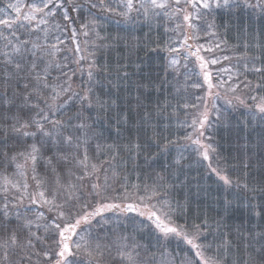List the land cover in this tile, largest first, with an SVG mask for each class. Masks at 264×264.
<instances>
[{
	"label": "snow or ice",
	"instance_id": "1",
	"mask_svg": "<svg viewBox=\"0 0 264 264\" xmlns=\"http://www.w3.org/2000/svg\"><path fill=\"white\" fill-rule=\"evenodd\" d=\"M247 10L264 18V0H0V264H264V227L258 225V231L249 230L245 236L229 223L239 198H217L218 218L210 223L207 210L202 214L197 209L189 219V197L186 194L181 203L173 195L188 185L187 176L180 180L178 174L192 154L196 166L215 177L225 193L237 189L253 194V199L257 192L264 194V178L253 175L264 169V158L252 162L256 152L264 151V136L257 144H239L244 158L232 164L226 158L221 163L217 146L203 131L211 127L210 116L221 119V99L229 106L235 101L249 107L251 120L259 114L264 126V95L252 94L246 76L259 74L262 82L254 87L264 90V40L240 22ZM221 11L230 19L217 25L209 17ZM112 17L120 18L117 24L143 22L149 32L143 38L133 35L131 41L102 34ZM157 20L174 23L175 27L166 23L164 31L175 38L153 39L149 33L160 27L153 23ZM221 27H235L248 40L237 58V71L220 69L229 73L228 78L217 77L214 83L209 65L220 59L201 56L202 49L213 48L189 40H199L201 30L216 36ZM121 43L126 57L114 65L98 63V51H111ZM141 51L163 61L154 77L144 73ZM241 84L249 89L248 95L238 92L243 91ZM151 92L158 94L155 104L148 97ZM133 95L134 105L127 99ZM180 109L191 119L178 121V126L192 131L176 139L158 132L157 126L167 128L164 119L170 121ZM133 111L136 121L130 116ZM102 120L118 137L129 125L137 132L151 129V139L164 153L177 145L170 166L175 182L157 175L153 184L143 185L142 194L132 197L128 188L139 191L141 185H129L125 174L124 195L114 196L120 177L116 162L127 153L135 164L145 145L131 136L126 142L101 143ZM179 139L187 143L181 145ZM195 187L197 195L204 190L199 182ZM244 206L264 220V203L249 199ZM107 212L146 217L150 225L139 222V227L158 233L164 249L159 258L146 246L141 251L135 236L116 234L109 240L95 232L112 219ZM172 241L179 249L175 255L168 251Z\"/></svg>",
	"mask_w": 264,
	"mask_h": 264
},
{
	"label": "trees",
	"instance_id": "2",
	"mask_svg": "<svg viewBox=\"0 0 264 264\" xmlns=\"http://www.w3.org/2000/svg\"><path fill=\"white\" fill-rule=\"evenodd\" d=\"M251 14H253L251 10H247L241 13L240 22L248 26L249 32L255 35H259L261 39L264 40V18H261L259 16L253 18ZM209 19H214L217 25H221L230 18L226 13L221 11L218 12L214 17H209ZM231 19L233 21V24L237 22L235 17H231ZM249 20L251 21L250 24ZM153 23L160 25L159 28L153 27L152 31L149 33L153 37V39L159 38L162 40H166L169 36H175V34L172 32H168V34L165 33L164 20L153 21ZM219 30L223 31L226 34V43L232 48L234 55H237L239 57L243 51L245 42L240 41L238 37L241 40L245 41L247 36L243 33H238L235 27L231 28V30L229 31H225L222 27L219 28ZM147 32H149V28L145 23L135 25L130 24L127 26L121 23L117 24L111 19L105 24V29L102 34L108 35L109 37L119 36L131 41V37L133 35L143 38L144 34ZM170 33L172 35H169ZM229 41L231 42L230 44ZM127 55L128 54L124 47V44L121 43L118 48H115L111 51H98L96 54V58L98 63L103 64L105 61H107L114 65L118 59L126 57ZM139 55L142 59L145 60L144 73H150L154 77L155 73L160 70L159 66L163 63V61L158 59L155 53L145 54L141 51ZM161 55H163V53H161ZM200 55L202 56L201 53ZM129 58L133 61L137 59L135 55H132ZM192 59L193 61L195 60L194 57ZM130 71L135 72L134 69H130ZM240 71H243V69L241 68ZM144 73H141V75H143ZM247 79H250L253 84L262 82L259 74L257 73H248ZM241 89H243L242 86ZM257 94L264 95V90L257 89ZM121 95L124 96L125 94L121 93ZM148 97L151 102L155 104L158 94L156 92H151L148 94ZM127 99L133 105L136 103L134 95L128 96ZM247 103L253 105V102L250 100L247 101ZM121 105L125 110H127V104L121 101ZM248 108L249 107H245L244 105H242V109L237 112H232L228 109L220 112L222 115V121L214 125V129L209 135L211 137L209 142L217 146L218 153L221 156V163L225 162V158L232 164L238 163V159L236 158H244V153L242 150L238 149V145L245 142H248L250 144H257L260 141V138L264 136V126H262V122H260L259 120V114L257 115V120L252 121L250 113H248ZM130 116L133 121H136L138 119L135 111L131 112ZM181 117L182 109L179 110L178 115L171 116L170 121L169 119H164L163 123L167 124L168 127L164 128L163 125H158L157 131L162 132L164 135H171L174 139L183 137L181 131L174 129L172 125L175 124L177 118L181 120ZM153 123H156L155 118L153 120ZM98 128L104 132V139L101 140V143H112L113 141L126 142L127 138L131 136L132 139H137V137H139V142L142 145H145L142 154L136 158L135 164L128 161L127 153L122 154V158L116 162L117 171L120 172V177L117 183L114 185V187L116 188V191L113 193L114 196L124 195L125 190L121 187V182L125 174L128 175L129 185L136 183L141 185V190L139 191L134 190L131 187L128 188V193L132 197L142 194L143 185L145 183L149 185L153 184V182L157 178V175L164 176L172 182H175L176 177L171 175L172 168L170 166L172 165L173 159L175 158L174 155L177 145H170V154H168L160 150L157 147L156 142L151 139V129H148L146 133L143 131L137 132V129L135 127L129 125L127 129L122 130L121 135L118 137L116 135L115 128L108 127L106 122L103 120L98 124ZM186 143L187 142L183 139H179V144L183 145ZM146 157L148 158L147 162L145 160ZM262 158H264V151H258L253 156L252 162L256 164L261 161ZM178 175L180 180H184L185 176H187L188 185L182 190L179 188L175 189L173 191V195L176 199H179L181 203H183V198L187 194L190 199V211L188 213L189 219H191L195 215L197 209H199L202 214L207 210L209 221L210 223L213 222L218 218L215 210L217 198H223L225 195H227L230 199L239 198L240 200L239 206L234 205V211L229 217V223L233 226L234 229L236 227H239L241 231L244 232V235L247 236L249 230L253 233L258 231V225L264 227V220H261L259 217L252 214L248 210V208L244 206L245 204H247L249 199H252V202L256 204L264 203V194L257 192L254 194L253 199V194L245 193L237 189H232L229 192L225 193L222 187H217V184L219 182L216 181L215 177L208 176L206 174V169L201 167L194 168L193 170L185 174L179 173ZM253 175H255L257 179L264 178V169L254 170ZM137 177H139V179H137ZM197 182H199L201 188L204 189L199 193V195H197V190L195 187ZM116 202L120 201L117 200ZM154 202L155 201H153V203ZM116 214H123L124 217L129 215V213L124 214L107 212L105 213V216L112 217ZM131 214L138 216L135 212H132ZM97 219L100 218L98 217ZM182 220L183 217H180V221ZM148 223L150 224V221H148ZM126 225L127 228H129L130 225H128L127 223ZM94 231L99 232L102 237L107 236L110 240L116 235V224L113 221L110 222L107 226L104 224L102 227L94 229ZM232 236L234 239L236 238L235 231H233ZM209 238L211 239V237ZM147 247L151 250V252H156L153 250V248L151 249V244ZM179 247L183 248L186 246L181 244ZM161 248L162 247L157 248L158 253L161 252ZM169 249L170 244L168 245V251L170 252ZM178 250L179 249L176 242L175 246L172 248V252L174 253V255Z\"/></svg>",
	"mask_w": 264,
	"mask_h": 264
},
{
	"label": "rangeland",
	"instance_id": "3",
	"mask_svg": "<svg viewBox=\"0 0 264 264\" xmlns=\"http://www.w3.org/2000/svg\"><path fill=\"white\" fill-rule=\"evenodd\" d=\"M258 11V10H257ZM253 18L258 17V14H251ZM120 19L119 17H112V20L116 23V20ZM143 22H137V21H133L131 24L135 25V24H141ZM167 23L168 27H175V24L172 22H165V24ZM201 24H203L204 22L201 21ZM121 24L124 25H130V24H125L124 22H121ZM164 24V25H165ZM206 27V25H205ZM168 34V33H167ZM169 35H172L171 33ZM225 33L221 30H218L216 36H212V35H205V32L203 30L200 31V39L197 41H189V44H193V45H198V44H203L206 47L211 46L213 48L212 52H207L204 51L203 49L201 50V54L204 57H212V58H219L220 59V63L216 64V65H209V69L212 71L213 74V82H216V78L217 77H222L223 79H227L229 73L226 72H221L220 69L223 68H228L231 69L232 73H235L237 71V67H235L237 65V55H234V52L232 51V48L226 43V39H225ZM173 37V36H172ZM257 39H261V37L259 35H256ZM175 38V36L173 37ZM238 39L240 41H243L246 43V41L248 40V37H246V40H241L239 37ZM239 41V42H240ZM216 43H220V47L216 48L215 45ZM231 42L229 41V44ZM195 47H193V51ZM224 56H229L230 59L225 60L223 59ZM193 61V59H190V64ZM197 71H199V69H197ZM248 73H253V72H248ZM246 73V76L247 74ZM240 80L244 79V76H241L239 78ZM236 78H233V82H235ZM250 80V79H249ZM253 92L252 94H257V89L254 87L256 84H253ZM227 86V85H226ZM241 86L243 87V85L241 84ZM244 92H241L238 89V92H240L241 96H246L249 93V89H244ZM258 95V94H257ZM249 106H251L252 110L254 111V105L252 104H248ZM218 109L219 111H225V110H230L232 112H237L239 110L242 109V105L237 103V102H233V106H229L227 105L223 99L218 101ZM249 111L248 113H250V108H248ZM192 111V110H189ZM189 120L191 119V116L186 115L184 110L182 109V117L181 120H179L178 118L175 121V124H172L174 129L176 130H180L182 135H184L186 132H190L192 131L190 128H181L178 126V121L183 122L184 120ZM220 121H222V115H221V119L219 121L216 120L215 115L213 114L212 116H210L209 119V123L211 125V127L206 126L205 129L203 131H205L206 135H210L211 131L214 129V125H216L217 123H219ZM209 142V141H208ZM191 148L188 149V153H191ZM186 153V155L188 154ZM177 156V151H175V155L174 157ZM196 157L194 154H192L188 160H185L183 163L185 165L184 167V171L183 174L193 170L194 168H197L198 166H196L195 161H196ZM191 163V167H188V165ZM173 164V162H172ZM145 211H147L146 209H144ZM134 214V213H133ZM131 213H129V215H127L126 217L123 216V214H116L114 216H112V219L110 220V222H115L116 224V234H123V235H128L130 238L132 236H135V239L137 240V242L141 245V251H144L145 246H149L151 244V249L153 248L154 251H156L155 253L157 254V257L159 258L160 252L158 253L157 248H160V243H158L157 241V236L158 233H156L154 231V229L152 227H145L142 231L140 230L139 227V222H142L144 225L148 226L150 225L148 223V220L146 219V217L143 216H135ZM129 217H132L135 219V221L137 223H133L132 220L129 219ZM144 218V219H143ZM109 222V223H110ZM109 223L105 224L106 226L109 225ZM129 226V228H127V225ZM113 226V225H112ZM135 229V231H134ZM162 243V242H161ZM176 241H172V243H170V252L174 255V253L172 252V248L175 246ZM148 248V247H147ZM163 251L164 249L161 248ZM150 250V249H149ZM151 251V250H150Z\"/></svg>",
	"mask_w": 264,
	"mask_h": 264
}]
</instances>
